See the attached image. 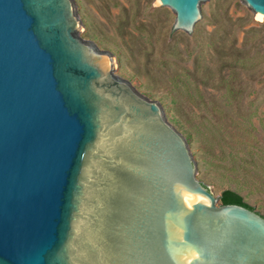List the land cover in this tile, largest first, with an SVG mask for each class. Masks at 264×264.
I'll return each mask as SVG.
<instances>
[{"label":"water","instance_id":"95a60500","mask_svg":"<svg viewBox=\"0 0 264 264\" xmlns=\"http://www.w3.org/2000/svg\"><path fill=\"white\" fill-rule=\"evenodd\" d=\"M156 1L195 41L218 0ZM94 32L87 0H0V264H264V210L221 203L178 104Z\"/></svg>","mask_w":264,"mask_h":264},{"label":"rangeland","instance_id":"374dc122","mask_svg":"<svg viewBox=\"0 0 264 264\" xmlns=\"http://www.w3.org/2000/svg\"><path fill=\"white\" fill-rule=\"evenodd\" d=\"M87 16L92 40L125 51L127 74L142 78L151 96L177 103L178 118L194 126L199 157L209 161L204 181H215L220 201L224 189H238L264 210V20L243 0H218L194 41L178 39L174 12L156 0H87ZM233 58L259 67L234 69ZM221 76L241 89L236 99L218 86Z\"/></svg>","mask_w":264,"mask_h":264},{"label":"trees","instance_id":"16d2710c","mask_svg":"<svg viewBox=\"0 0 264 264\" xmlns=\"http://www.w3.org/2000/svg\"><path fill=\"white\" fill-rule=\"evenodd\" d=\"M230 62H231V67H233L234 69L247 68L248 70H255L256 68L259 67V64L254 62L253 60L244 62L240 59L233 58V60H231ZM232 79H233L232 76H229L228 78H226L225 76H221L218 82V86H222L225 88L226 90L225 96L236 99L237 96L240 94L241 89L235 84V82ZM228 103L229 104H227V106L230 105V101ZM171 123L174 124V126L178 129V131H180V133H183L185 135L188 143H191L193 140L197 139L196 136L198 134L195 132L196 130L194 126H192L191 128L187 126L186 123L182 122V120L180 121L179 119H175V120L172 119ZM221 203L225 205H229V204L239 205L248 208L252 211H256V209L253 206H251L246 202L245 197L241 194V192L238 189L237 190L231 188L224 189L221 194Z\"/></svg>","mask_w":264,"mask_h":264}]
</instances>
